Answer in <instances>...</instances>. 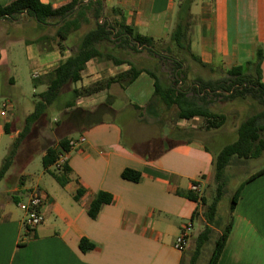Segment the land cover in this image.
I'll list each match as a JSON object with an SVG mask.
<instances>
[{"label": "crops", "instance_id": "crops-1", "mask_svg": "<svg viewBox=\"0 0 264 264\" xmlns=\"http://www.w3.org/2000/svg\"><path fill=\"white\" fill-rule=\"evenodd\" d=\"M39 1L53 8L70 2ZM103 3L106 12L121 10L127 26L156 41L167 40L174 28L178 0ZM190 15V50L202 64L225 73L252 62L259 49L264 82V0H194ZM7 31L0 28V112L2 104H8L0 115V161L30 114L21 113V120L14 53L22 50L32 85L33 79H42L70 56L53 42H39L36 35L23 38ZM128 69L126 64L94 58L74 88ZM38 87L45 90L46 81L33 85ZM153 93L154 81L143 72L123 89L111 84L46 120L49 128L42 137L47 147L59 150L58 142L64 139L74 143L66 154L68 183H57L49 172L61 173L53 166L45 170L41 165L35 174L39 168L33 158L16 154L15 159L23 158L17 181L0 200V264H189L188 248L179 252L173 245L185 225L193 228L202 221L203 206L190 199V187L199 182L203 190L212 180L214 153L206 141L214 132L203 129L200 117L181 119L176 108L149 103ZM47 147L38 154L40 163ZM125 169L139 172V181L122 179ZM32 190L43 196L44 221L28 230L17 204ZM99 192L112 201L91 219L87 211ZM82 239L93 248L81 251ZM217 264H264V174L243 186Z\"/></svg>", "mask_w": 264, "mask_h": 264}, {"label": "trees", "instance_id": "trees-1", "mask_svg": "<svg viewBox=\"0 0 264 264\" xmlns=\"http://www.w3.org/2000/svg\"><path fill=\"white\" fill-rule=\"evenodd\" d=\"M193 1L178 0L174 28L165 43L162 42L163 40L156 41L136 33L132 27L126 25L121 10L112 9L110 13L106 12L103 0H70L69 3L58 8L43 4L39 0H11L8 4L0 3V20H15L21 15H27L42 26L50 20H57L59 26L55 31L54 39L42 37L38 41L53 42L54 48L70 52L68 58L42 78L46 81L45 90L33 95L35 99L33 110L25 118L22 131L13 141L0 166V182L12 166L18 148L29 135L31 127L38 122L45 123L48 118L46 113L50 108L58 112L72 108L77 99L95 94L114 83L119 84L123 89L140 73H146L154 81V93L149 103L158 104L165 110L174 107L178 110L181 119L190 120L200 117L203 119V129L206 131L220 129L226 121L223 114L212 111L213 106L217 103L233 102L249 97L261 106V110L244 118L237 127L236 140L212 156L213 180L216 184L214 198L207 204L202 195L197 196L191 192L189 196L193 201L206 207L202 212L205 226L194 239V250L189 260V264H196L203 248L210 240L212 233L210 225L214 222L216 225L220 224V220L215 221V217L218 203L222 198L225 168L234 158L257 159L264 152V82L260 70L263 56L259 49L256 50L252 62L245 64L244 67L232 68L225 73L207 68L191 53L190 8ZM109 16L118 17V20L111 21ZM83 24L90 26L78 36L77 32ZM139 48L147 53L149 57L147 62L152 68L124 58L128 52L138 53ZM94 58L112 61L116 66L126 64L129 69L105 81L64 92V88L81 80V72ZM216 72H221V77H212ZM188 78H191V82L187 86ZM40 81L41 78L33 79L34 87ZM58 147L59 150L53 147L45 149V155L41 159L43 169L47 170L53 166L60 152L66 154L70 152V141L60 140ZM56 171L61 174L49 173L60 186H64L68 183L69 172L66 162ZM262 174L264 168L254 172L237 185L231 197L227 223L214 241L207 264L218 262L231 229V214L243 186ZM121 177L126 181L138 182L140 173L125 169ZM80 194L81 191L78 190L75 198L77 199ZM111 201L112 197L109 194L99 192L92 200L87 215L95 219L100 209ZM79 248L81 251H87L93 246L82 239Z\"/></svg>", "mask_w": 264, "mask_h": 264}, {"label": "rangeland", "instance_id": "rangeland-1", "mask_svg": "<svg viewBox=\"0 0 264 264\" xmlns=\"http://www.w3.org/2000/svg\"><path fill=\"white\" fill-rule=\"evenodd\" d=\"M2 2V0H0ZM87 1V0H84ZM111 21L118 20V17L109 16ZM59 26V22L57 20H50L46 23V25L42 26L36 23V21L27 15H21L15 20H0V28L8 30L12 36H22L23 38H32L36 35L38 39L42 37L50 38V40L54 39L55 31ZM90 25H82L79 31V34H82ZM52 38V39H51ZM162 42H167V40H163ZM124 58L133 61L135 63H141L142 66H147L152 68L151 65L148 64L147 59L149 58L147 53L140 49L138 53L128 52L125 54ZM12 60L16 65V71H14V75L18 80V84L16 85V92H18L19 96L17 98V104L20 106L19 114L21 115V120L23 121V116L21 113L28 114L33 110L34 104V93L43 92L44 89L42 87H38L33 89L32 78L30 74V67H28L22 50L15 52ZM12 61V62H13ZM144 62V63H143ZM147 62V63H146ZM206 71V70H204ZM0 70V75H1ZM221 72H216L212 75V77L217 78L221 77ZM44 83L45 80L41 79ZM191 82V78L187 80V86ZM76 84L68 86L64 88V92H68L72 88H74ZM261 110V106L247 97L246 99H238L233 102H221L217 103L213 106L212 111L223 114L226 117V121L224 125L218 129L213 130L211 140L206 141L207 145L214 154L219 153V151L225 146L231 144L236 140V131L237 127L243 121L244 118L259 112ZM60 112L55 111L53 108H50L46 113V118L52 119L53 117H58ZM23 114V115H24ZM24 126V122L21 123L20 132L22 131ZM49 125L46 126V123L38 122L35 123L31 127V131L29 135L22 141L20 147L16 154H23L22 157H32L34 160V164H37L39 170L36 173L41 171V163L39 161L38 154L41 153L42 149L49 145L48 141L43 139L42 136L47 134ZM146 135V132L143 133V136ZM9 152V150H8ZM5 154H8L7 152ZM5 157V156H4ZM15 159L12 166L7 171L6 176H10L13 179H4L0 182V200L4 198V192L8 189L9 184H13L17 181V176L19 173L20 166L22 165L23 158ZM4 159V158H3ZM22 160V161H21ZM3 163V160L0 161V165ZM264 167V153L257 159H248V160H238L236 158L232 159L230 164L225 168L223 174V193L220 202L218 203L217 214L215 217L216 220H220V224L216 225L215 222L211 224L212 233L209 242L205 245L202 250V253L198 257L196 264H207L210 254L213 249V244L221 229L227 223V219L229 217V206L233 192L235 191L237 185L245 180L250 173ZM53 171H55L53 169ZM19 181V179H18ZM216 184L212 180L201 188L200 195L205 198L207 204H209L215 196ZM3 192V193H2ZM11 197V195H9ZM206 207H202V210L205 211ZM202 211V212H203ZM201 224V225H200ZM200 224H195L193 228L190 230L191 239L187 249V260L191 257L194 250V239L198 236V234L203 231L205 226V220L202 216V221ZM185 249V250H186ZM184 250V251H185ZM187 264V261H186Z\"/></svg>", "mask_w": 264, "mask_h": 264}, {"label": "built area", "instance_id": "built-area-1", "mask_svg": "<svg viewBox=\"0 0 264 264\" xmlns=\"http://www.w3.org/2000/svg\"><path fill=\"white\" fill-rule=\"evenodd\" d=\"M8 108V104H2L0 115L4 116L6 109ZM74 145V143L70 142V148ZM66 162V153L60 152L56 162L53 167L55 170L61 169L62 165ZM190 190L197 196H201V186L199 182H195L191 185ZM43 203V196L37 191L32 190L30 192L29 197L26 201L20 202L17 204L18 208L24 214L23 224L28 230H33L41 225L44 221V216L40 211L41 205ZM191 224L185 225L180 231L178 237L174 242V249L183 252L190 243V230Z\"/></svg>", "mask_w": 264, "mask_h": 264}, {"label": "water", "instance_id": "water-1", "mask_svg": "<svg viewBox=\"0 0 264 264\" xmlns=\"http://www.w3.org/2000/svg\"><path fill=\"white\" fill-rule=\"evenodd\" d=\"M139 49H141V48H139Z\"/></svg>", "mask_w": 264, "mask_h": 264}]
</instances>
